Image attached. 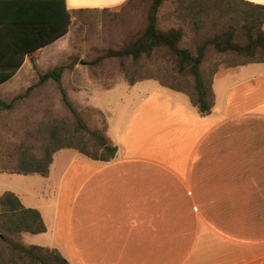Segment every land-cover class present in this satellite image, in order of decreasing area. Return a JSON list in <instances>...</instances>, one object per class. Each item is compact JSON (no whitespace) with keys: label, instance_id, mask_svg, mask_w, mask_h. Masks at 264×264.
Segmentation results:
<instances>
[{"label":"crops","instance_id":"0c3cea01","mask_svg":"<svg viewBox=\"0 0 264 264\" xmlns=\"http://www.w3.org/2000/svg\"><path fill=\"white\" fill-rule=\"evenodd\" d=\"M64 1L72 16L127 0ZM62 39L26 57L0 95L18 94L32 61L39 70ZM251 65L214 73L206 116L183 93L128 85L137 96L116 127L100 108L112 160L61 149L46 176L19 174V190H0L42 218L45 232L22 233V242L69 264H264V69Z\"/></svg>","mask_w":264,"mask_h":264},{"label":"rangeland","instance_id":"374dc122","mask_svg":"<svg viewBox=\"0 0 264 264\" xmlns=\"http://www.w3.org/2000/svg\"><path fill=\"white\" fill-rule=\"evenodd\" d=\"M180 1L186 2L161 0L155 11L154 25L160 32L180 31L178 47L195 57L199 46L212 38L213 31L209 25L201 30H194L185 18V4H180ZM153 3L154 0H127L113 9L73 12L67 34L53 50L41 54V70L36 69L32 61L33 72L22 83L20 92L14 94L8 91L0 95V101L13 107L10 111L12 116L6 111L0 113V190H19L11 187L14 185L22 187L21 174H16L19 159L23 155L40 157L44 143L51 140V133L55 131L59 135H77L74 116L66 103L71 105L89 132L107 135L106 113L112 128L116 127L117 121L124 116L129 101L137 96L135 91H128L126 79V75L134 68V63L130 57L115 58L106 55L110 50L124 49L143 34ZM225 3L227 1L223 0V4ZM218 5L215 7L218 8ZM217 8L211 12H215ZM205 18L206 15L203 19ZM226 18L220 20L216 16L215 21L227 28L229 23ZM233 30L236 34H242L240 27H233ZM254 54L257 58L264 59L263 51L256 50ZM235 56L230 51L220 53L209 44L199 66L204 84L215 67L216 71L226 68L227 62L234 60ZM178 62L179 59L167 48L154 49L148 58L141 57L137 61L140 70L152 76L149 80L140 81L137 86L157 88L160 78L168 83L191 84L192 77L187 65L183 74L178 75ZM260 68L264 69V65L249 66V69ZM58 69H61L58 83L52 79L38 83L41 75ZM13 122L15 125H12ZM111 133L113 132H109V137L112 136ZM28 237L30 235L25 243L30 242ZM19 240L22 242L21 235ZM22 244L25 245L23 242Z\"/></svg>","mask_w":264,"mask_h":264},{"label":"trees","instance_id":"16d2710c","mask_svg":"<svg viewBox=\"0 0 264 264\" xmlns=\"http://www.w3.org/2000/svg\"><path fill=\"white\" fill-rule=\"evenodd\" d=\"M160 1L154 0L143 34L122 50L108 51L106 56L132 59L134 68L126 75V79L128 85H134L152 78L140 70L137 61L141 57L148 58L156 48H167L179 59L178 75L183 74L187 65L192 83H168L160 78V85L186 95L198 113L206 116L213 106L211 82L217 68L210 72L204 84L199 72L204 51L212 44L220 53L230 51L236 55L234 60L227 62L226 68L264 64V59L257 58L254 54L256 50L264 52V6L245 0H226L225 4L223 0L180 1V4H185V18L194 30L198 31L209 25L213 31L212 38L203 42L197 50V55L193 57L187 50L178 47L180 31L156 30L155 11ZM216 5L219 7H215ZM214 8L217 10L211 12ZM216 16L220 20L227 17L228 27L220 26L221 24L215 21ZM70 23L71 13L64 0H0V85L16 74L26 57L63 38ZM233 27H240L242 34H236ZM60 74L61 69L46 72L39 77L38 83L48 79L58 83ZM66 104L74 116L77 135H59L54 131L50 134L51 140L44 143L40 157L23 155L19 159L16 174L46 176L52 155L61 149H73L95 161L108 162L114 158L116 147L107 135L89 132L71 105ZM10 108L11 104L0 101V110ZM44 232L45 226L37 210L25 208L11 192H4L0 196V264H69L53 249L25 246L19 240L22 233L36 235Z\"/></svg>","mask_w":264,"mask_h":264}]
</instances>
